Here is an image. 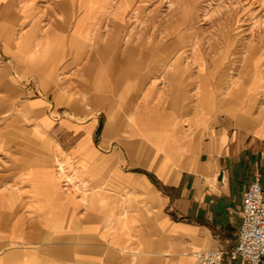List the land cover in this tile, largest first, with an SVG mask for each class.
<instances>
[{
    "label": "crops",
    "instance_id": "0c3cea01",
    "mask_svg": "<svg viewBox=\"0 0 264 264\" xmlns=\"http://www.w3.org/2000/svg\"><path fill=\"white\" fill-rule=\"evenodd\" d=\"M47 2L0 0L2 81L56 89L57 101L72 104V112L55 118L44 97L25 103L36 135L48 134L54 120L59 135L55 146L39 145L48 153L45 161L25 159L16 172L21 201L1 229L24 249L9 254L7 264H199L192 252L214 248L223 251L220 264H247L226 251L237 242L242 194L256 175L264 198V48L254 55L246 88L237 78L227 101L223 87H208L205 79L189 97L187 85L172 79L178 66L161 81L153 63L127 76L121 106L107 88L88 92L82 106L64 87L84 92L97 78L94 21L80 16L64 23L60 17L59 50L48 51L44 38L39 44L26 39ZM64 26L87 48L62 65ZM66 175L75 187L66 185Z\"/></svg>",
    "mask_w": 264,
    "mask_h": 264
},
{
    "label": "rangeland",
    "instance_id": "374dc122",
    "mask_svg": "<svg viewBox=\"0 0 264 264\" xmlns=\"http://www.w3.org/2000/svg\"><path fill=\"white\" fill-rule=\"evenodd\" d=\"M46 5L47 8L37 15L36 30L26 39L39 44L44 38L50 46L48 51L59 50L61 41L56 31L60 27V17L63 16L64 23L80 16L85 21L88 18L94 21L97 78L91 88L83 89L84 92L72 85L64 87L67 96H77L84 101L80 103L82 106L88 105V92L105 88L117 101L116 108L121 106L119 102L130 85L127 76L141 67L152 69L154 64L160 71L159 80L165 76L161 81L169 79L168 71L172 65L178 66L171 70L175 76L172 79L179 86L187 85L189 97L197 80L205 79L208 87L221 85L227 101L235 91L237 78L246 88L253 76L254 55L258 49L264 48V0H63V4L57 7L48 0ZM22 32L17 31V41L23 40ZM63 35L62 52H66V56L61 64L65 65L72 61V52L76 53L78 48L84 50L87 45L80 38L70 37L69 26L68 30L64 26ZM56 39L59 41L57 49ZM68 69L69 74L74 68L69 65ZM2 80L0 76L3 85L0 86V205L4 204L0 210V264H7L9 254H21L24 249L23 242L12 243L14 236L1 229L4 225L7 229V213L14 212V205L21 201L13 183L16 172L22 170L19 165L25 159L39 163L45 161L48 153L39 145L55 146V134L59 135V120H54L56 124L48 134L36 135V120L25 103L32 98L44 97L51 103L48 112H52L55 118L62 117L66 111L72 112V104L71 99L57 101L56 89L7 87ZM8 105L10 109H6ZM85 118L81 122L87 120ZM100 118L103 120L102 116ZM58 160L53 162L63 174L64 165ZM65 181L68 187L77 184L71 176ZM18 261L14 264H20Z\"/></svg>",
    "mask_w": 264,
    "mask_h": 264
},
{
    "label": "built area",
    "instance_id": "2783aa9c",
    "mask_svg": "<svg viewBox=\"0 0 264 264\" xmlns=\"http://www.w3.org/2000/svg\"><path fill=\"white\" fill-rule=\"evenodd\" d=\"M236 244L226 256L242 259L247 264H260L264 258V198L258 176L248 184L241 198V221ZM199 264H220L223 251L208 249L193 251Z\"/></svg>",
    "mask_w": 264,
    "mask_h": 264
},
{
    "label": "bare ground",
    "instance_id": "6f19581e",
    "mask_svg": "<svg viewBox=\"0 0 264 264\" xmlns=\"http://www.w3.org/2000/svg\"><path fill=\"white\" fill-rule=\"evenodd\" d=\"M112 13H113V12H111V14H112ZM171 62H172V60H171ZM250 64H251V63H250ZM169 66H171V65L169 64ZM173 66H174V65L171 66L172 69H173ZM171 72H172V71H171ZM162 77H163V75H162ZM164 77H165V76H164ZM234 82H235V81H234ZM230 85H231V83H230ZM228 86H229V85H228ZM229 87H230V86H229ZM227 89L229 90L230 88L227 87ZM227 93H228V91H227ZM60 168H61V166H60ZM60 170H61V169H60Z\"/></svg>",
    "mask_w": 264,
    "mask_h": 264
}]
</instances>
